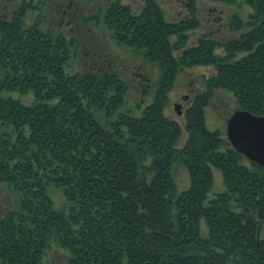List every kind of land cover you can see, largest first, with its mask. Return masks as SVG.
I'll return each mask as SVG.
<instances>
[{
    "label": "trees",
    "instance_id": "16d2710c",
    "mask_svg": "<svg viewBox=\"0 0 264 264\" xmlns=\"http://www.w3.org/2000/svg\"><path fill=\"white\" fill-rule=\"evenodd\" d=\"M187 1L190 17L176 22L164 19L157 0L139 14L114 1L102 17L116 42L162 70L153 102L138 115L115 73L67 71L75 44L42 30L41 16L22 28L32 0L13 21H0V183L18 195L0 215V264H45L53 241L69 252L61 264H264V166L210 130L205 116L219 88L232 91L241 110L264 116V0H211L249 5L251 29L186 48L200 26L196 0ZM232 23L244 26L238 16ZM174 50H183L179 58ZM198 65L215 66L217 75L186 110L188 137L178 147L182 127L164 110L175 75ZM178 165L190 176L182 191ZM213 168L224 189L209 198ZM52 187L66 209L54 205Z\"/></svg>",
    "mask_w": 264,
    "mask_h": 264
},
{
    "label": "rangeland",
    "instance_id": "374dc122",
    "mask_svg": "<svg viewBox=\"0 0 264 264\" xmlns=\"http://www.w3.org/2000/svg\"><path fill=\"white\" fill-rule=\"evenodd\" d=\"M23 1L0 0V21H9L11 15L20 8ZM25 1L30 2V0ZM114 1L119 0H32V8H34L27 11L25 24L22 28L31 26L36 17L41 16L42 30H49L53 37L62 32L67 39L72 40L75 44L67 71L70 74L93 73L101 75L105 71L115 73L129 85V92L126 95L127 109L129 108L134 115H138L153 102L154 93L159 87L163 73L156 63L145 61L139 52L119 44L112 38L111 30L105 26L102 17H105L106 9ZM120 2L129 6L133 14H139L146 5V0H120ZM157 3L163 11L164 19L168 22H176L190 17L187 0H157ZM196 7L200 26L189 31L186 48L196 46L202 38H214L219 42L229 41L240 37L251 29L247 23L251 20L250 15L253 13V9L242 1L227 5L211 0H196ZM234 16H238L244 24L238 30L232 28L233 23L231 24V22ZM85 18L89 20L85 21ZM175 42L176 38L172 37L171 43ZM182 52L183 50H174L173 54L179 58ZM216 53L223 54V51L220 49ZM0 74L2 73L0 72ZM23 74L25 73L23 72ZM216 75L217 70L213 65L186 67L175 75L173 88L169 92L164 112L166 116L177 121L182 127L178 147H182L188 137L184 128L186 110L193 105L198 95L207 92L210 79ZM4 93L21 99L28 105L34 100L30 93L23 95L19 92L9 93L6 91ZM212 96L205 110L207 127L210 130L219 129L227 136L229 118L241 109L238 107L234 93L230 90L214 89ZM177 105L180 106L179 110L176 109ZM213 175L214 186L209 198L224 189L220 170L213 168ZM174 176L179 191L186 190L190 186L189 172L183 165L174 168ZM50 195L58 209L68 207L61 189L52 187ZM17 199L18 195L12 189L0 183V215L8 208L14 207ZM203 235L206 236L205 231ZM261 237H264V224ZM68 256L69 252L53 241L47 250L44 263L61 264Z\"/></svg>",
    "mask_w": 264,
    "mask_h": 264
},
{
    "label": "water",
    "instance_id": "95a60500",
    "mask_svg": "<svg viewBox=\"0 0 264 264\" xmlns=\"http://www.w3.org/2000/svg\"><path fill=\"white\" fill-rule=\"evenodd\" d=\"M227 138L240 154L264 166V116L236 111L228 120Z\"/></svg>",
    "mask_w": 264,
    "mask_h": 264
},
{
    "label": "bare ground",
    "instance_id": "6f19581e",
    "mask_svg": "<svg viewBox=\"0 0 264 264\" xmlns=\"http://www.w3.org/2000/svg\"><path fill=\"white\" fill-rule=\"evenodd\" d=\"M18 14H20V11L18 12V13H13V15H11V18H9V21L8 22H11V21H13L14 20V18L18 15ZM140 53V55L142 56V58L145 60V61H148V59L144 56V54H143V52H139ZM239 107V106H238ZM228 139V138H227ZM179 142H180V139H179ZM178 142V143H179ZM230 142V141H229ZM231 143V142H230ZM262 228V227H261ZM205 232H206V229H203ZM262 230V229H261ZM260 236H261V232H260Z\"/></svg>",
    "mask_w": 264,
    "mask_h": 264
}]
</instances>
